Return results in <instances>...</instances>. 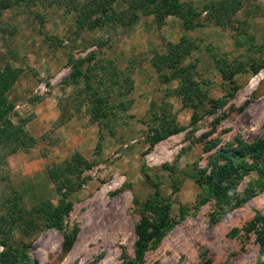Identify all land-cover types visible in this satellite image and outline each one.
Returning a JSON list of instances; mask_svg holds the SVG:
<instances>
[{"label": "rangeland", "instance_id": "1", "mask_svg": "<svg viewBox=\"0 0 264 264\" xmlns=\"http://www.w3.org/2000/svg\"><path fill=\"white\" fill-rule=\"evenodd\" d=\"M175 1L181 15L155 4L130 26L91 30L78 28L77 13L57 0H10L15 6L0 20V72L22 70L6 92L9 118L37 144L6 160L0 150V212L15 195L31 213L47 204L67 210L61 228L31 214L29 234L14 230L15 246H26L33 263L134 260L136 228L156 217L144 208L156 197L175 222L142 264H264V177L252 171L241 181L236 197L256 194L238 206L198 182L222 150L242 144H263L264 167V0H167ZM225 1L227 12L213 10ZM114 8L128 11L120 0ZM179 43L183 51L171 54ZM94 57L113 68L97 71L90 90L72 74ZM166 57L187 69L184 77L163 83L155 64ZM98 96L106 107L96 120ZM167 122L183 130L151 147Z\"/></svg>", "mask_w": 264, "mask_h": 264}, {"label": "trees", "instance_id": "2", "mask_svg": "<svg viewBox=\"0 0 264 264\" xmlns=\"http://www.w3.org/2000/svg\"><path fill=\"white\" fill-rule=\"evenodd\" d=\"M117 1L118 0H57L60 7H64L69 12L77 13V25L80 29H84L86 26L91 30L105 28L107 25L130 26L137 21L138 12L148 15L153 12V6L155 4L163 7L167 15L175 13L181 15L180 13L184 12V8L176 4L177 1L169 3L167 0H120L128 5V11L118 12L114 8ZM228 4L227 1L220 2L218 7L213 6V10L219 11L221 9L225 12V6H228ZM14 6L15 4L11 3L10 0H0V20L3 17V13L6 10L12 9ZM237 9L236 6H233L232 11L235 12ZM188 12L190 13L192 10L190 9ZM183 49L184 45L179 43L176 46H171L170 52L174 54L183 51ZM185 53L188 54L189 51ZM83 61L85 60H82V62ZM109 64L110 67L105 66L94 57V59L90 61V64L87 62L85 72L81 68H76L72 77L76 80L84 79L87 85L86 89L88 87L91 90L94 88L95 79L98 78L97 71L100 72L101 75L111 73L110 69L113 68V65L112 62ZM155 66L163 83H168L175 78L184 77L183 75L187 72L186 68L178 72L174 60H170V57H166L163 63L155 64ZM169 69L174 70V73L170 75L164 72ZM21 73V69L13 68L10 65L0 72V150L3 151L1 156L3 160H6V158L19 151L30 150L37 144L36 138L30 135L22 125L15 124L9 118L12 106L8 104L6 92L19 80ZM113 74L117 75L119 71L114 68ZM128 79H130V77ZM99 80L103 82L100 77ZM98 97L99 98L96 100L98 104L96 105L97 107L99 105L100 108H97L98 111H96L93 116L96 120L105 117L103 111L104 107H106L104 106L106 102L105 98H102V96ZM209 102L212 104L213 109L219 108L220 102L218 100L211 99ZM122 108L126 109L125 106ZM196 117L197 116L194 117V121H196ZM166 124L168 126L164 124L160 129L154 130L153 136L150 138L151 147H154L158 142L183 130L182 128L172 125V122H167ZM212 148L213 146L211 145L206 148V151ZM262 157L263 144L261 142L242 144L239 148L234 150H222L218 155V161H225V164L218 166V161H213L212 164L214 168L211 173L207 174L206 178H203V176L198 177V182L207 185L213 193L214 198L224 204L234 206L242 205L248 201V199L254 197L256 192L248 190L246 191V197H236V188L252 171H257L260 173L261 177H264V167L260 164ZM248 160H253L254 163L250 164ZM259 185V188H264V182ZM231 198L234 200H231ZM5 204L3 209H6V211L0 212V245L4 248V251L0 254V264H35L31 261L26 252V246L22 249L15 246V242L12 240L14 230L21 229L22 231L24 230L26 234H29V231L33 230V228H31L33 223L29 220L30 216H32L31 214H35L39 217L47 228H61L63 224V214L66 213L67 210L53 208L52 205L47 204L37 208L31 213L26 209L24 202L17 195L14 196L13 200L8 199ZM144 208L147 213L153 212L156 217L153 218L154 220L152 221L146 216L137 226L136 234L138 236V242L136 246V258L125 264H142L144 255L149 246L160 242L165 231L169 230L175 222V220L170 221L166 219L167 206L163 208L156 197L148 200ZM259 219L262 222V227H264V218ZM23 227H27L29 231H26V228L23 229ZM247 229L249 231L255 229V222H252ZM260 242L264 246V235L260 236Z\"/></svg>", "mask_w": 264, "mask_h": 264}, {"label": "crops", "instance_id": "3", "mask_svg": "<svg viewBox=\"0 0 264 264\" xmlns=\"http://www.w3.org/2000/svg\"><path fill=\"white\" fill-rule=\"evenodd\" d=\"M55 83V82H54ZM54 83H52V84H54Z\"/></svg>", "mask_w": 264, "mask_h": 264}]
</instances>
